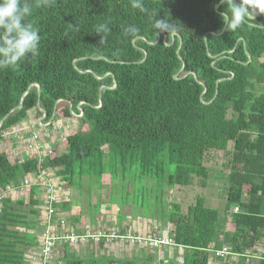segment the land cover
I'll return each mask as SVG.
<instances>
[{"label":"trees","instance_id":"trees-1","mask_svg":"<svg viewBox=\"0 0 264 264\" xmlns=\"http://www.w3.org/2000/svg\"><path fill=\"white\" fill-rule=\"evenodd\" d=\"M29 2L40 54L0 70V122L6 117L0 142L1 131L33 108L50 118L61 100L64 115H70L68 102L82 115L67 137L66 152L57 157L17 163L0 150V187L50 169L67 189L83 178L101 188L102 176L109 175L121 190L137 191L138 181L141 191L149 190L143 185L148 181L166 192L205 179L208 154H230L224 213L198 196L184 211L161 199L158 217L172 226L174 244L183 248L182 264H209L210 249L223 246L240 257L219 263L245 264L244 255L258 244V264H264V14L229 32L222 16L228 6L220 0H143L144 12L130 0H56L51 7ZM159 17L176 27L161 33L154 27ZM103 23L111 32L101 43L95 28ZM130 25L139 29L134 36L124 32ZM24 94L21 109L12 111ZM133 170L142 176H126ZM74 203L70 198L60 204L61 212ZM35 205L33 197L1 200L0 264H31L32 250L47 231L35 220ZM227 215L232 229L225 231ZM77 219L72 215L69 222ZM59 245L61 264H136L101 254L82 259L67 243ZM164 249L154 257L165 264Z\"/></svg>","mask_w":264,"mask_h":264},{"label":"rangeland","instance_id":"rangeland-1","mask_svg":"<svg viewBox=\"0 0 264 264\" xmlns=\"http://www.w3.org/2000/svg\"><path fill=\"white\" fill-rule=\"evenodd\" d=\"M60 102L61 100H58L55 103L54 112L50 118H48L44 111L40 108L30 109L29 111H26L22 115H20L21 118L20 122L18 123L20 124V127L26 128V126H28V131H37L38 129H41L43 132L47 133L48 136L43 139V144H53L54 148H51L53 152L46 158L55 157H51L54 152L57 155L61 152L65 153L66 143L62 140V138L65 135H71L72 132L77 130V114L72 111V104L68 102L70 115L66 116L63 114L62 105L60 104ZM80 106L81 104L78 105V109L80 108ZM39 111H42L44 114H39ZM72 114L75 116H73ZM38 122L42 124V128L39 124L37 126ZM87 130L88 126L85 125L82 131ZM5 131L6 129L2 130L1 133L6 137V135L3 134V132ZM231 146L232 144L230 143L229 148H231ZM229 158L230 154H227L225 156L218 152L208 154L204 162V166L208 170L207 177L205 179L196 178L194 184L191 187L175 186L173 189H170L168 191L166 190V192H163L159 187H151L148 181H144L143 185H146L147 188H150L149 190L145 189L141 191L140 189L142 187V184H139L140 181H138L137 184V189H140H138L137 191H134L132 188L121 190V182L117 181L113 183L109 175L102 176L101 188L97 187L94 184L90 185L86 178L82 179L80 185L72 187L70 189L60 187L58 185L60 188H57L60 192V195H63V201L69 200L71 198V200L75 202L73 205L74 208L72 207L69 212H61L60 204L64 203L63 201H61L57 206V213L52 219V223L50 224L51 228L46 227V230H53V232L56 233L64 231L72 232L77 235L83 233H89L90 235H93L94 238H88L87 241L82 245L80 244L68 246V249L71 253L76 254L82 259H87L93 254L104 255V253H109V251L98 250L99 246L103 248L102 244L106 242L104 241L105 239L99 238L98 241H95V239L99 235V233H105L110 230H117V233L119 234H122L124 232L144 233L146 231H152L157 233L159 232V234L163 232V235L166 236L171 235L172 226L166 222H160V217H158L160 214L159 212L162 209L160 207V205H162L163 203L161 199H163L168 204H180L184 211L186 210L188 205L194 203L196 197L200 196L205 198L207 207L218 210L221 215L222 213H224L225 206L227 205L226 191L228 185L227 176L229 172ZM30 161H36L37 164L39 163L37 159H33ZM27 173L34 174L33 172ZM126 176L142 175L133 170L127 173ZM22 180L23 179H20L19 181ZM53 180L55 181V183H58L57 178H54ZM22 195V192H20L16 195H13L11 199L14 200V202L24 199L26 200L25 196ZM73 212L74 214L78 215V219L73 223H70L69 219L72 216L69 215L73 214ZM118 213H120L121 217L123 218H120V215ZM144 213L146 215H144ZM35 220L39 224L44 225L39 217H37V215ZM228 224V226L230 227L231 222L229 220ZM60 241L56 242V246L58 247H55L56 250L53 264H61L58 262V260L61 259L62 254V248L59 244H63V242L61 241V243ZM124 245H126L128 249H132L135 247L125 243ZM127 247L122 246L121 248L124 251L127 250ZM121 248L119 246H115V249H113V251L111 250L110 252H112L115 256H119L121 254ZM164 248H167L173 254H177L175 246L164 245ZM135 249H138V251H140L138 253L148 257V259L145 258L146 261L143 264H164L162 263V261H158L154 257L156 255L158 257L159 252H151L152 250H139V248L137 247ZM135 253L136 252H134V254ZM254 263L258 264L259 260L256 259ZM213 264L221 263H219L218 261H214Z\"/></svg>","mask_w":264,"mask_h":264},{"label":"built area","instance_id":"built-area-1","mask_svg":"<svg viewBox=\"0 0 264 264\" xmlns=\"http://www.w3.org/2000/svg\"><path fill=\"white\" fill-rule=\"evenodd\" d=\"M43 114L44 113L42 112V115ZM81 115H77V118ZM38 124L41 128L43 127L40 122L37 123V126ZM27 128L28 126L25 128L20 127V124H16L15 126L10 127L6 129L5 132H3L6 137L1 133L3 140L0 142V150L9 159L17 163H23L33 159H37L40 163L47 156H50L49 154L53 152L51 148H54V146L53 144H43V139L48 136L46 132H43L41 129H38L37 131H28ZM68 136L69 135H65L62 138L65 143ZM58 155L54 152L51 157H57ZM54 178L56 177L50 170H40L34 174L26 173V175L22 178L23 180L19 181L17 186L9 184L5 188L0 187V207L1 200L3 198L14 201L11 199V197L20 192H22V194L25 196L27 200L26 202H28L29 198L32 196L36 201L34 209L37 212V217H39V219L44 225H46L47 228H51L50 224L57 213V206L61 201H63V195L61 196L58 190V188L62 186L60 185L59 181H57L58 183H55L53 180ZM238 211L239 207L235 206L234 212ZM88 238H94V236L90 235L89 233L77 235L72 232L64 231L56 233L53 232V230L51 231L47 229L42 240V244L32 250L33 254L31 255L30 263L53 264L57 241L61 240L62 242L67 243L69 246H74L84 244ZM99 238H104L106 241L110 242L117 241L130 246L132 245L144 251L152 250L151 252H158L164 245L175 246L177 254H173L174 260L178 262V264L183 263V248L181 246L175 245L172 236L163 235V232L161 234H159V232L157 233L152 231H146L144 233L127 232L119 234L117 233V230H110L105 233H99L95 241H98ZM210 252L211 255L209 258V264H213L214 261L221 262L222 260L226 261L227 263L236 262L238 257H240V255L232 253L228 246H223L220 249L211 248ZM244 256L246 258L245 264H250L251 258H255L257 260L263 259L262 250H258L254 255L246 254Z\"/></svg>","mask_w":264,"mask_h":264},{"label":"clouds","instance_id":"clouds-1","mask_svg":"<svg viewBox=\"0 0 264 264\" xmlns=\"http://www.w3.org/2000/svg\"><path fill=\"white\" fill-rule=\"evenodd\" d=\"M56 0H40L39 6L51 7ZM131 7L146 11L143 0H130ZM227 5L222 13L226 31L235 32L259 14H264V0H220ZM33 5L29 0H0V70L15 68L22 61L35 59L40 54L41 35L37 27L30 22ZM73 27H76L73 25ZM154 27L162 32L176 27L167 18L155 19ZM139 29L130 25L124 29L126 35L134 36ZM111 28L108 23L99 24L95 33L101 37V43L107 39Z\"/></svg>","mask_w":264,"mask_h":264},{"label":"crops","instance_id":"crops-1","mask_svg":"<svg viewBox=\"0 0 264 264\" xmlns=\"http://www.w3.org/2000/svg\"><path fill=\"white\" fill-rule=\"evenodd\" d=\"M248 191V187L246 186V187H244V189H243V193H245V192H247ZM245 196V195H244ZM68 201V200H67ZM74 208V207H73ZM76 216V214H74V212H73V214H70L69 216ZM226 218H227V222H228V220H230V216L229 215H227L226 216ZM229 224L228 223H226V225H225V231H228V230H231L232 229V227L230 226H228ZM231 225V224H230ZM125 233V232H124ZM104 241H106V240H104ZM98 244V243H97ZM96 244V245H97ZM115 246H119L120 248L122 247V246H125V247H127L126 245H124V243H119L118 244V242H116V241H106L105 243H103L102 244V247L103 248H101V246H99V248H98V250L99 251H103V250H105V251H109V253H104V255H107V256H115V255H113V253L112 252H110L111 250L113 251V249H115ZM58 247V246H57ZM108 248H109V250H108ZM136 247H134V248H132V249H128V247L126 248L127 250H122V248H121V254L119 255V256H115V258H119V259H127V260H132V261H134L136 264H143L146 260H145V258H146V256H144V255H142V254H140V253H138V252H140V251H138V249H135ZM140 250V249H139ZM258 250H262L261 249V245L260 244H258L257 245V247L254 249V250H252V251H249L247 254H250V255H254V254H256V252L258 251ZM126 251V252H125ZM134 252H136L135 254H134ZM164 253H162V252H160V256H161V254L163 255V258L162 259H164V256H165V258H167V263H165V264H169L170 262H173L174 263V257H171V255L173 254L170 250H168L167 248H165L164 249V251H163ZM159 255V254H158ZM159 257V256H158ZM169 260V261H168ZM255 258H251L250 259V264H255L254 262H255Z\"/></svg>","mask_w":264,"mask_h":264},{"label":"water","instance_id":"water-1","mask_svg":"<svg viewBox=\"0 0 264 264\" xmlns=\"http://www.w3.org/2000/svg\"><path fill=\"white\" fill-rule=\"evenodd\" d=\"M173 36H174V34H172V41H171L170 45L174 42V38H173ZM160 39H161V36L158 35L156 42H155V43H152V44H156V43H158V42L160 41ZM163 42H164V43L166 42V35L163 36ZM35 86H36V88H37V93H38V97H39V95H40V87H39L38 85H35ZM216 93H217V90H216ZM24 96H25V94H24L23 97L21 98L20 104H19L15 109H13L12 111H14V110H18V109H21V107H22V105H23V102H24ZM38 102H39V101H38ZM79 109H80V108H79ZM12 111H11V112H12ZM5 118H6V117H5ZM5 118H3V119L1 120V122H0V128H1L2 125H3V122H4Z\"/></svg>","mask_w":264,"mask_h":264},{"label":"bare ground","instance_id":"bare-ground-1","mask_svg":"<svg viewBox=\"0 0 264 264\" xmlns=\"http://www.w3.org/2000/svg\"><path fill=\"white\" fill-rule=\"evenodd\" d=\"M58 245V244H57ZM164 247V246H163Z\"/></svg>","mask_w":264,"mask_h":264}]
</instances>
